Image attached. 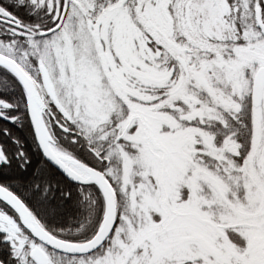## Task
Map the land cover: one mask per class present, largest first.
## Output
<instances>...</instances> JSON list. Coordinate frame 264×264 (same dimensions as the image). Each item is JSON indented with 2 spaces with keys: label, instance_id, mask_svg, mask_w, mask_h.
<instances>
[{
  "label": "snow or ice",
  "instance_id": "snow-or-ice-1",
  "mask_svg": "<svg viewBox=\"0 0 264 264\" xmlns=\"http://www.w3.org/2000/svg\"><path fill=\"white\" fill-rule=\"evenodd\" d=\"M0 264H264V0H0Z\"/></svg>",
  "mask_w": 264,
  "mask_h": 264
}]
</instances>
